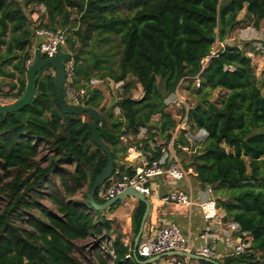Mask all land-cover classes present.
Returning <instances> with one entry per match:
<instances>
[{"label": "trees", "instance_id": "obj_1", "mask_svg": "<svg viewBox=\"0 0 264 264\" xmlns=\"http://www.w3.org/2000/svg\"><path fill=\"white\" fill-rule=\"evenodd\" d=\"M35 5L44 6L45 18L39 17L36 25L24 10ZM243 9L255 24L264 20V0H0V76L17 81L10 87L16 90L4 96L22 94L24 61L31 55L35 29L41 27L75 29L66 42L76 87H86L92 71L96 78L123 83L130 75L141 85L140 98L125 95L117 101L120 117L112 110L108 122L99 116L98 134L111 151L114 171L134 172L125 165L122 134H136L144 126L151 130V119L158 115L156 128L169 138L177 121L165 111L164 99L182 78L199 73L200 100L187 118L192 131L207 135L184 165L200 184L211 186L223 219L251 237L246 253L216 259L222 264H264V77L260 81L251 57L237 45L219 47L202 63L216 39L223 41L241 23ZM92 40L109 41L111 59L94 52L86 61L83 47ZM35 75L34 96L19 110V119L15 112L0 113V264H85L75 250L85 252L86 247L76 241L89 236L97 243L88 264H140L137 254L125 257L128 245L120 228L89 203L92 181L107 161L90 133L92 117L61 112L54 74ZM217 88L226 93L219 103L209 99ZM102 99L100 89H89L85 104L99 109ZM179 142L190 144L184 132ZM143 150L148 151L147 142ZM67 164L73 168L66 169ZM54 173L60 176L58 184L49 180ZM108 181L95 190L96 202H104L99 191ZM85 184L86 191L76 198ZM144 210L145 203L137 200L130 216L133 237ZM110 231L115 237L108 244L104 235ZM198 263L214 264L207 259Z\"/></svg>", "mask_w": 264, "mask_h": 264}, {"label": "built area", "instance_id": "obj_2", "mask_svg": "<svg viewBox=\"0 0 264 264\" xmlns=\"http://www.w3.org/2000/svg\"><path fill=\"white\" fill-rule=\"evenodd\" d=\"M66 37V27H59L56 29L41 27L35 29L33 37L34 45L31 50V55L24 61V67L27 69L33 63L37 50L43 58L56 55L59 50L67 47ZM220 44L223 46L222 43ZM217 49L218 48L215 49L212 47L209 55L202 60L203 66L210 57L216 55ZM67 53L70 54V58L64 64V97L69 104L86 105L85 99L89 89L93 88L96 82L102 83L104 80L91 78L86 87H76L73 84L74 62L72 54L68 50ZM186 78L191 79L195 87L200 85L199 73ZM186 78H182L174 91L164 99L166 105L165 109H167V105L183 109V113H174V116L172 115L177 123L173 129L169 130V138L167 140L165 139L160 142L157 140L158 138H150L149 135L154 132V130H150L148 126L141 127L136 134L127 133L120 136L119 139L121 143L126 146V155L124 157L125 165L133 166L134 172L130 175L128 173H120L118 169L115 171L113 170L108 183L99 191V196L104 201L123 192L128 186L134 187L136 190L143 193L146 198H149L153 190L151 184L155 178L161 175H167L172 180L179 181L193 172L192 168H186L181 162L179 153L184 151L186 153L189 152L193 145L194 147L199 146L203 139L197 137V134L202 132L204 135H207V133L205 130H198L194 133L190 129L187 111L191 106L188 105L186 97L180 92L181 82ZM4 97L16 100L11 95ZM182 132H184L185 137L190 142L189 145L179 142V136ZM146 142L148 144V151L145 153L143 147ZM152 152H156L157 156L152 157ZM209 188L212 191L211 186H209ZM131 198L135 199L133 197ZM124 199H122V201ZM162 201L178 205H197L202 213L204 221L207 223L206 228L212 229L211 224H214L217 228V230L211 234L209 243L197 247L193 246L190 238L183 231L181 225L176 222L162 223L157 227L150 224L148 231H144L141 234L136 248L130 244L126 237L127 235L122 238L124 244L128 245V251L125 257L130 258L132 255L137 254L144 260L165 252L179 251L181 254L163 256L159 258L161 259L160 262L153 261L150 264H198L197 260L191 257V254L216 260L219 257H240L249 250L251 241L250 235L241 232L237 223L223 219L224 212H221V209L218 207L212 195L210 198L195 201L189 191L174 189L163 195ZM125 203L126 202H124V204ZM217 240H220L224 247V252L221 254L217 252L215 247Z\"/></svg>", "mask_w": 264, "mask_h": 264}, {"label": "rangeland", "instance_id": "obj_3", "mask_svg": "<svg viewBox=\"0 0 264 264\" xmlns=\"http://www.w3.org/2000/svg\"><path fill=\"white\" fill-rule=\"evenodd\" d=\"M24 10L27 13V15L29 16V18L33 21L34 25H36L38 23L39 17L45 21V19L43 17H41V15L44 12L43 6H41V5L29 6V7H26ZM75 17H76V12L73 11L71 22H73V19ZM238 18L241 19V23L234 30H232L230 32L229 36L226 37L223 41L216 39L215 43L213 44V48L216 49V48L221 47V44L218 43V41H220L223 45H225V44L237 45L243 51H246V53L251 57L252 65H253V69H254L255 73L261 81L264 77V71H263V68H264V20H261L258 22V24H255L254 20L252 18L245 16V10L244 9L239 12ZM66 28H67V37L73 36L72 33H73L74 28H72L70 26H67ZM33 44H34V42L32 41V45ZM77 44H78V42H77ZM66 46H67V42H66ZM83 49L86 50V52L83 53V57H85L86 61L87 60L90 61L93 58L94 52L97 54H103V58L108 59L109 58L108 55H110L109 53L114 48L111 47V43L109 41H107V42L98 41L95 43V41L92 40L91 42H88V44L85 47H83ZM115 57H116V55L112 56V58H115ZM109 59H111V57ZM43 69H44L43 71H41L42 69L39 70V72L35 75V78L39 77L41 74H44V75H46L48 73L54 74V70L50 67H44ZM93 73H94V71H92V76H90V77L96 78V76H94ZM24 76H25V74H24ZM13 83H17L16 77L15 78H9V77L0 76V104H10V103H13L15 101L13 99L11 100V99L3 97L4 94H2V93L14 92L16 89L12 90L10 88ZM117 83L118 82H114L113 80H109V81L104 80V82L101 83V85H99V87L97 88V89H100L103 93V99L101 101V105H100L99 109H97V110L99 111V116H100V114L102 116H104L105 120L107 122H108V118H107L108 111L112 110L113 115L116 117L121 116L120 108L117 106L116 103L122 96L130 95L133 98H140L143 94L141 85L136 83L134 77H132L130 75L127 77V79L125 80L124 83H121L120 85ZM116 84L119 86L116 87ZM185 84H186V81H184V83L182 84V86H184L185 88L182 89V87H181L180 92L186 97L188 105L192 106L200 100V94L197 92L196 87L194 85V82L188 81L186 86H185ZM260 87H261L262 94H264V82L260 85ZM225 94L226 93L224 90H220L218 88L213 89L210 92L209 99L211 101H215V102L219 103L223 99ZM65 100H66V98H65ZM166 111L170 112L172 115L174 113H178V114L183 113L182 108H176L174 106H169V105H167ZM81 117L85 120L91 119V116L89 114H86V113L82 114ZM193 132L195 133L197 131H193ZM158 136H159L158 137L159 139H157V140H159L160 142L165 140V134L160 133V134H158ZM193 148H196V147H194V145H193L192 149H190L189 152L186 153L184 151L186 154L184 152L179 151L181 162L183 164L187 160L188 155L193 151ZM119 155H121V153H119ZM65 167H66V169H72L73 164H67V165H65ZM62 174H64V177L68 181L70 180L69 174H66L65 172H62ZM59 178H60V176H58L57 173H54V174L49 176V180L53 179L55 184L59 183ZM86 187H87V184H85L76 193L75 197L80 199L82 197V194L86 191ZM44 191L47 192V189ZM212 196L214 198L216 197L213 194V192H212ZM126 199L129 203L128 206H122L123 205L122 200H118L113 205H111L112 207L110 206L111 207L110 210H108V209L103 210V215L105 217L111 218V216H112L111 214L116 212V211L117 212L120 210L129 211L130 207H131V202L133 200L131 199V197H126ZM43 203L49 205L52 209H55V207L53 205H51L49 201L44 200ZM221 211H223V210L221 209ZM128 218H129L128 215L119 214L118 217L113 218L112 226L115 228H120L121 233L123 235L122 238L125 237V235H127L129 242H131L134 237H133V233L131 232L130 221ZM150 224H151L150 218L147 216V218L144 222V227H143L142 233L144 231H148ZM116 226H118V227H116ZM157 226H159V225H156L155 227H157ZM124 231L126 232V234H124L125 233ZM114 237H115L114 232L110 231L104 235V241L106 240L109 244L110 241ZM76 243L78 246H85L86 249H85V252L80 251V250H75V256L77 258H79L83 263L88 264L87 258L92 257L91 256L92 255L91 249L97 243V240L95 238L89 236L86 239L77 240ZM160 260L161 259H158V260H156V262H160ZM109 264H110V262H109Z\"/></svg>", "mask_w": 264, "mask_h": 264}, {"label": "water", "instance_id": "obj_4", "mask_svg": "<svg viewBox=\"0 0 264 264\" xmlns=\"http://www.w3.org/2000/svg\"><path fill=\"white\" fill-rule=\"evenodd\" d=\"M67 54V55H66ZM70 58L69 53H63L61 50L58 51V53L52 57L43 58L39 51L37 50L35 52L34 61L33 63L26 69L25 71V79H26V85L25 88L20 95L19 98H17L13 103L10 104H0V113H6V112H15L16 117L19 119V110L23 108L24 106L28 105L33 96H34V75L37 71L41 70L44 67H50L54 70V79H55V89H56V100L59 109L64 114H83L88 113L92 119L89 124L90 133L92 135V138L94 142L97 144V146L105 153L107 161L105 166L102 168V170L94 177L90 190H89V203L90 206L96 210V211H103L105 209H108L111 205H113L116 201L122 200L126 197H133L136 200L142 201L145 203V210L142 216L141 224L139 227V230L136 234V236L133 239V247L136 248L139 238L142 234L144 222L148 216V213L151 209V203L148 198H146L143 193L136 190L132 186H128L123 192L114 195L113 197H110L103 203H98L94 200V193L95 190L104 183L107 179L110 178V176L113 173L114 170V160L113 156L111 154V151L107 145V143L99 136L98 134V121H99V111L89 105H72L63 100V85L65 81V62ZM171 254H181L179 251H169L165 252L163 254H159L147 259H144L140 261V264H150L153 261H156L157 259L168 256ZM191 257L195 259H207L214 264H222L215 259L203 257L196 254H191Z\"/></svg>", "mask_w": 264, "mask_h": 264}, {"label": "crops", "instance_id": "obj_5", "mask_svg": "<svg viewBox=\"0 0 264 264\" xmlns=\"http://www.w3.org/2000/svg\"><path fill=\"white\" fill-rule=\"evenodd\" d=\"M43 6V5H41ZM44 7V6H43ZM44 13V12H43ZM45 19V18H44ZM218 43H221L218 41ZM34 45V44H33ZM32 45V47H33ZM64 50H68L67 47L64 48ZM184 81H186V84L188 81H192L191 79H184L181 83L183 84ZM193 82V81H192ZM103 83V82H102ZM123 83L118 82L117 84ZM116 84V87L119 85ZM185 84V86H186ZM101 83L96 82L94 88H98ZM182 89L185 87L182 86ZM5 94V93H2ZM141 96V95H140ZM4 97V96H3ZM166 111V109H165ZM170 113V112H169ZM171 114V113H170ZM159 116L155 115L151 119V126L154 130V134L152 138L157 139L159 136V130L156 128V125L158 123ZM197 137L200 139H204V134L202 132H199L197 134ZM159 139V138H158ZM147 151H145L146 153ZM181 159V158H180ZM138 162V161H137ZM152 195L148 198L151 203V209L148 213V217L150 218L151 224L155 227L156 225H160L162 223L166 222H176L183 228V231L188 235V237L191 240V244L195 247L201 246L204 244H208L211 239V234L217 230V228L214 226V224H211L212 229H207V223L204 221L202 217V213L197 205H178L170 202H164L162 201V196L167 194L169 191L174 189H183L185 191H189L192 196L194 197L195 201L204 200L207 198H210L212 195V191L210 190L208 185H202L200 184L194 177V172L189 173V175L179 181L172 180L167 175H161L160 177H157L152 182ZM212 189V188H211ZM132 199V198H131ZM131 207L129 211L120 210L112 213L111 219L118 217L119 214L122 215H128L130 226H131V213L132 210L136 204L135 199H132ZM124 202H126L124 204ZM122 206H128L127 199H124L122 201ZM223 212V211H221ZM125 232V231H124ZM126 234V232L124 233ZM128 238V236H126ZM129 240V239H128ZM131 244V242H130ZM133 245V244H132ZM216 250L218 253L224 252V247L222 245V242L220 240H217V243L215 245ZM219 261L222 260L221 257L217 258ZM197 263H198V259ZM199 264V263H198Z\"/></svg>", "mask_w": 264, "mask_h": 264}]
</instances>
